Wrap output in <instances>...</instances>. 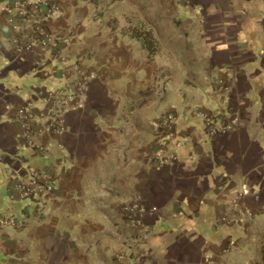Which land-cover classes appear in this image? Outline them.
I'll return each instance as SVG.
<instances>
[{"label": "crops", "instance_id": "0c3cea01", "mask_svg": "<svg viewBox=\"0 0 264 264\" xmlns=\"http://www.w3.org/2000/svg\"><path fill=\"white\" fill-rule=\"evenodd\" d=\"M17 1L0 0V264H264V0H59L52 45L23 53ZM85 74L47 136L49 93ZM29 103L47 153L21 137ZM31 172L54 186L44 210L10 198ZM132 200L155 211L139 227Z\"/></svg>", "mask_w": 264, "mask_h": 264}, {"label": "built area", "instance_id": "2783aa9c", "mask_svg": "<svg viewBox=\"0 0 264 264\" xmlns=\"http://www.w3.org/2000/svg\"><path fill=\"white\" fill-rule=\"evenodd\" d=\"M177 3H183L185 0H174ZM14 8L16 16L14 18L13 29L19 34L15 39L14 47L19 53L31 52L36 47L47 49L52 45V38L47 25L54 20L59 12V0H36L29 2L27 0H18ZM10 9L0 4V12ZM24 39V40H22ZM96 78V74H85L75 84L65 89L49 93L50 107L45 115L39 117L42 122L43 132L54 137L64 133V118L72 110L78 108L87 99L89 83ZM73 86V87H72ZM34 114L31 112V104L22 107L17 111L16 121L21 124V137L24 139L26 146L38 148L41 152L49 151V144H40L35 140V130L33 127ZM176 117L173 113L167 114L161 119V128L167 131L168 140L174 136V126ZM206 130L210 135L218 132H228L235 128V124L219 125L211 117H207ZM164 164V162H161ZM54 192V186L51 181L44 180L40 174L31 172L24 181L19 182L10 194V198L26 203L27 207L35 205L39 210L46 208V198ZM241 198L232 203V207H239ZM155 211H147L136 200H132L124 206V220L131 227L142 225L143 218L146 214H154ZM224 223H230L228 217H224ZM7 224H16V220H6Z\"/></svg>", "mask_w": 264, "mask_h": 264}, {"label": "trees", "instance_id": "16d2710c", "mask_svg": "<svg viewBox=\"0 0 264 264\" xmlns=\"http://www.w3.org/2000/svg\"><path fill=\"white\" fill-rule=\"evenodd\" d=\"M150 47V46H149Z\"/></svg>", "mask_w": 264, "mask_h": 264}]
</instances>
